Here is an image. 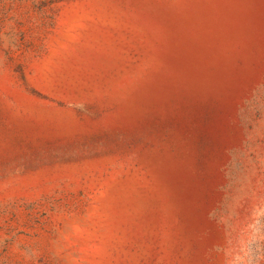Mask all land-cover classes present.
<instances>
[{
    "label": "rangeland",
    "instance_id": "1",
    "mask_svg": "<svg viewBox=\"0 0 264 264\" xmlns=\"http://www.w3.org/2000/svg\"><path fill=\"white\" fill-rule=\"evenodd\" d=\"M0 264H264V0H0Z\"/></svg>",
    "mask_w": 264,
    "mask_h": 264
}]
</instances>
